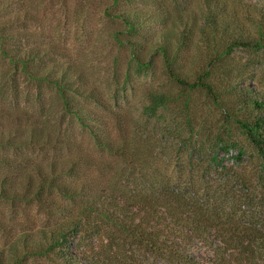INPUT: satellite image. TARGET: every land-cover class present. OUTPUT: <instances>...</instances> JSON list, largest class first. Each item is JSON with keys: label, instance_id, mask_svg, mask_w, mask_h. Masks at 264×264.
<instances>
[{"label": "trees", "instance_id": "1", "mask_svg": "<svg viewBox=\"0 0 264 264\" xmlns=\"http://www.w3.org/2000/svg\"><path fill=\"white\" fill-rule=\"evenodd\" d=\"M105 12L128 62L104 90L0 0V264H264V0Z\"/></svg>", "mask_w": 264, "mask_h": 264}, {"label": "rangeland", "instance_id": "2", "mask_svg": "<svg viewBox=\"0 0 264 264\" xmlns=\"http://www.w3.org/2000/svg\"><path fill=\"white\" fill-rule=\"evenodd\" d=\"M27 1L32 5L33 12L39 16V20L25 26H13L12 28H28L32 31L43 32L48 38L22 41L23 44L37 45L56 41L59 47V54H63L61 61L67 62L70 59L84 64L89 72L96 74L94 80L102 84L104 90L108 87V78L109 75L113 73L115 62L120 68L126 69L128 62L127 52L125 48L119 46L115 40L111 38V30L121 26V22H119L116 17L105 12V9L110 6L112 0ZM126 7L125 4L120 6V8ZM236 57L245 61L250 57V54L245 51H239ZM5 66L6 64L4 62H2V64L0 63V69H5ZM262 70H264V67ZM23 80L24 79L21 78V87L23 89L22 99L26 100L27 88ZM142 81L143 80H141V82ZM43 90L45 94V103L48 107L47 114H50V116L54 118V121H57L58 112L61 111V102L53 89L46 86ZM37 93L38 88L32 84L31 101L32 106L36 109L38 108ZM106 97L109 98L108 95H106ZM199 101L203 103L202 97L199 98ZM205 102L204 104L209 103L208 100ZM89 104L95 106L93 102H89ZM204 110L206 113L210 112V108L207 105H205ZM98 111L105 113L101 108H99ZM75 134L77 140L91 145L89 139L79 133L77 129L75 130ZM19 210L20 212L17 218H22L21 220L23 221L29 220L32 222V220H34L32 218L33 215L40 216L36 209L28 211L29 216H26L24 214L25 212L23 213L21 209ZM33 222H35V220ZM32 225L31 223L26 226L31 227Z\"/></svg>", "mask_w": 264, "mask_h": 264}]
</instances>
